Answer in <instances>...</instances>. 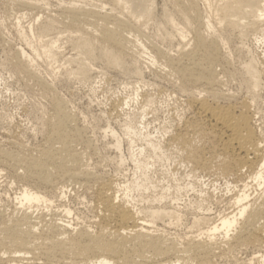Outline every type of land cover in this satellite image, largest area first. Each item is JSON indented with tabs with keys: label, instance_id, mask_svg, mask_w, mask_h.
Returning a JSON list of instances; mask_svg holds the SVG:
<instances>
[{
	"label": "rangeland",
	"instance_id": "374dc122",
	"mask_svg": "<svg viewBox=\"0 0 264 264\" xmlns=\"http://www.w3.org/2000/svg\"><path fill=\"white\" fill-rule=\"evenodd\" d=\"M70 1L42 0L40 3L46 8L32 9L33 12H30L31 8H20L16 4L0 0V152L25 156L34 152L33 150L45 143L50 122L62 108L74 119L73 128L81 134L75 141V149L82 154L78 166L94 176L95 180L87 184L62 183L66 192L62 197L60 188L50 192L49 188L40 183L25 180L23 169L16 170L12 164H2L0 215L9 217L17 210L19 198L25 188L43 192L49 190L52 202L33 206L31 210L34 211L35 217L45 215L42 216V222L45 223L51 221L54 212L60 213L65 208H70L72 213L64 217V220L70 222L76 230L83 226L97 230L98 224L101 223L100 208L97 205L98 184L108 180L114 181L115 184L118 182L122 187L118 195L124 197L134 209L143 210L149 207L152 199L161 194L166 197L163 202L173 201L172 204L182 214L180 223L176 225L159 220L153 223V229L180 241L198 234V228L193 226L195 218L210 216L218 220L221 216L232 213L236 207L234 200H231L232 191L234 193L240 187H234L236 181L232 176L220 173V152L216 149L218 142L214 137L205 136L209 124L199 122L198 108L192 106L190 99L191 96L198 95L212 104L228 105L227 98L232 97V94L239 99L248 95L247 90L240 86L242 84L239 77L237 80L233 75L244 58L240 47L242 39L238 33L231 35L229 43L223 45L222 40L226 41V35L220 34L216 20L211 21L216 28L202 25L200 29L207 43L217 41L219 45L218 47L216 43L214 50L205 46L199 52V61L204 66L210 65L207 56L212 53L213 66L220 81V87L217 88L222 90L219 98L208 96L202 86L185 82L178 67L188 66L187 61L180 60V64L171 65L165 57L178 60L182 48H196L195 32L183 23H180V27L187 32L185 44L177 36L175 40L166 41L161 32H158L156 22L150 21L144 25L142 33H132L135 44L126 52L125 70L107 68L104 61L98 58L94 61L96 71L93 78L83 82L71 75L76 65L68 61L76 53L68 38L71 34L69 31H78L77 26L68 25L61 17V12ZM85 1L90 2L88 6L94 7L95 4L102 3L105 10L111 8L108 0ZM178 1L183 4L184 0ZM165 7L172 8L169 0H155V18L158 22L162 21ZM196 13L200 20H209L210 8L205 0L198 1ZM49 18L56 19L59 27L63 29L60 30L64 32L58 42L60 56L56 61L44 55L41 46V55L34 57V52L21 34L24 30L31 31L32 28L31 38L35 39L39 26ZM199 23V20L192 17V27ZM86 28L93 30L90 25ZM59 31L49 33L45 39L51 38V34L56 35L57 32V35H60ZM94 34L98 35V32ZM97 40L98 44L109 46L100 36ZM244 42L259 56L263 53V45L256 42L255 33H248ZM35 44L38 45L36 39ZM157 46L167 54H159ZM18 48L24 49L28 58L32 57L30 69L28 68L30 71L23 69L26 73L21 72L22 67H19L20 64L16 60ZM134 58L138 61H133ZM134 65H138L142 77L136 76ZM130 66L135 68L134 71L128 69ZM237 66L239 67L236 68ZM231 73L233 77L230 78ZM182 88H185L184 91ZM222 96H225L226 100ZM260 99L256 104L252 103L253 122L264 141V95ZM130 120H133L132 129L127 127ZM184 126H189L188 140L193 141L194 147L200 150L204 157L213 156L210 169L195 166L185 158L187 149L181 143L173 142V135L180 133V129L184 133ZM200 128L204 132L197 135L196 131ZM147 139L159 143V157L148 147ZM117 140L121 143V149L116 147ZM120 161L124 163L121 164ZM146 176L149 179L147 189L137 185ZM236 184L242 185L240 182ZM125 186L127 187L124 188ZM205 195L208 199L203 201ZM36 221L40 220L36 218ZM217 252V256L204 264H247L250 263V258L264 253V242L254 247L241 246L233 251ZM255 260L253 262L259 264L258 260ZM15 264L31 263L24 261Z\"/></svg>",
	"mask_w": 264,
	"mask_h": 264
},
{
	"label": "bare ground",
	"instance_id": "6f19581e",
	"mask_svg": "<svg viewBox=\"0 0 264 264\" xmlns=\"http://www.w3.org/2000/svg\"><path fill=\"white\" fill-rule=\"evenodd\" d=\"M6 1L20 8L28 7L31 10L44 8L40 3L42 0ZM169 1L172 8L165 7L162 21L158 22L155 18V0H108L111 5L108 10L104 9L105 5L102 3L93 7L88 6L90 2L85 0H71L61 12L62 16L60 15L68 25L78 27V31H69L71 34L68 37L76 51L75 55L68 59L76 65L71 75L83 82L92 79L96 71L94 61L98 58L104 61L105 67L112 70L127 67L126 52L127 50L129 52L131 46L135 44L132 33H142L144 25L149 24L150 21L156 22L158 32H161V36L166 41L175 40L177 36L185 44L187 32L180 27V23H183L195 32L196 48H182L178 60L165 57L171 65L180 64V60L187 61L188 66L178 67L185 82L202 86L208 96L219 98L222 90L217 88L220 81L213 66L212 53H208L210 56H207L210 65L204 66L199 61L200 49L206 46L214 50L217 41L207 43L200 29L202 25L216 28L211 22L216 20L218 31L221 35H226V41L222 40L223 45L228 44L232 39L231 35L237 32L242 39L240 47L244 58L240 63L241 66L236 67H239L238 71L233 75L235 79L239 77L242 84L240 86L247 90L248 95L239 99L231 92L232 97L227 96L228 105L212 104L208 99L198 95H193L190 99L192 106L198 108L199 122L209 124L205 136L214 137L218 142L216 149L218 148L220 152L218 154L220 173L224 176H232L236 183H242L241 186L235 183L234 187L240 188L234 190L235 194L232 191L231 200H234L235 210L218 220L210 216L195 218L193 226L198 228V234L180 241L153 229V223L159 220L177 225L182 218L179 209L172 204L173 201L163 202L166 199L163 194L155 196L149 207L143 210L134 209L124 197L118 195L122 190L118 182L115 184L114 181L108 180L100 183L97 205L100 208L101 223L98 224V229L93 230L91 227L83 226L76 230L70 222L64 220V217L71 215L70 208H65L60 213L54 212L51 221L45 223L42 220V216L45 215L35 217L34 211L31 210L33 206L52 202L48 194L49 190L43 192L25 188L19 198L17 210L9 217L0 215V264L24 261L31 264H192L195 262L204 264L217 256L218 250L233 251L237 247H254L264 242V141L254 125L252 111V103L256 104L264 95V0H205L210 8L207 22L200 20V16L196 13L199 0H184L183 4L178 0ZM192 17L199 20V25L192 27ZM87 25L93 27V30L89 31ZM60 29L62 27H59L56 19H46L39 26L36 34L38 45L35 44L34 37L31 38L32 28L31 31H22L21 34L27 40L28 47L30 46L34 52V57L41 55L39 53L41 46L43 54L50 60L56 61L60 56L58 42L61 41V34L64 33ZM55 31H59L60 35H57V32L56 35L51 34V38L45 39L49 33ZM95 32H98V35L94 34ZM250 32L255 33L256 42L263 45V53L260 56L244 42V38ZM98 36L109 46L98 44ZM156 48L159 54H167L163 53L160 47ZM15 56L21 65L19 67H22L21 72L30 71L29 64L32 63L30 59L32 57L28 58L22 48H18ZM134 60L138 61L136 58ZM132 66L128 69H132ZM135 68L136 76L142 77L138 65ZM232 73L229 74L230 78L233 77ZM57 107L61 106L57 105ZM72 119L60 108L59 113L50 122V130L43 145L26 156L0 152V165L9 163L16 170L23 169L25 180L40 183L45 188H49L50 192L52 189L60 188L62 197L66 194L63 190L65 185L62 183L87 184L95 180L94 176L78 166L82 154L75 149V141L81 134L73 128L74 119ZM132 122L133 120L129 121L128 129H132ZM183 131L184 133L180 129V133L173 135V142L181 143L187 149L185 158L195 166L210 169L213 156L204 157L202 152L194 147L193 141L188 140L189 126H184ZM203 132L201 128L196 131L197 135ZM147 140H149L148 147L159 157L158 151L161 149L159 143L152 139ZM116 147L121 149L119 140L116 142ZM148 183L149 179L146 176L137 185L147 189ZM251 190L254 192H250ZM203 198V201L208 199L206 195ZM36 218L40 221L37 222ZM40 222L43 224L40 225ZM254 257L250 258L251 261L249 259L250 263L247 264H255L253 262L255 259L259 264H264V253ZM41 260L43 261L40 262Z\"/></svg>",
	"mask_w": 264,
	"mask_h": 264
}]
</instances>
